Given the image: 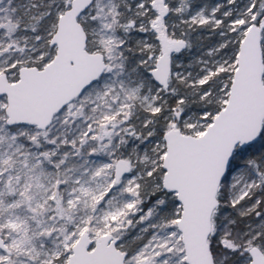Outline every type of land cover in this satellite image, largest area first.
Instances as JSON below:
<instances>
[{
	"label": "snow or ice",
	"instance_id": "snow-or-ice-1",
	"mask_svg": "<svg viewBox=\"0 0 264 264\" xmlns=\"http://www.w3.org/2000/svg\"><path fill=\"white\" fill-rule=\"evenodd\" d=\"M0 264H264V0H0Z\"/></svg>",
	"mask_w": 264,
	"mask_h": 264
}]
</instances>
